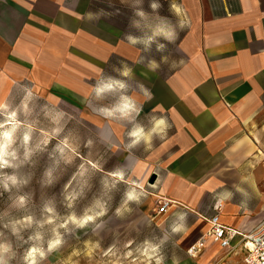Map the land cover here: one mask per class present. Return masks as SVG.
<instances>
[{
	"label": "crops",
	"instance_id": "crops-1",
	"mask_svg": "<svg viewBox=\"0 0 264 264\" xmlns=\"http://www.w3.org/2000/svg\"><path fill=\"white\" fill-rule=\"evenodd\" d=\"M98 1L0 0V103L23 83H54L77 40L91 37L88 7ZM160 1L178 5L195 27L162 115L148 116L167 119V137L139 169L155 175L171 225L185 216L186 250L204 239L191 257L245 264L240 236L223 248L206 233L214 215L241 235L264 221V0ZM225 191L232 197L219 202Z\"/></svg>",
	"mask_w": 264,
	"mask_h": 264
},
{
	"label": "rangeland",
	"instance_id": "rangeland-1",
	"mask_svg": "<svg viewBox=\"0 0 264 264\" xmlns=\"http://www.w3.org/2000/svg\"><path fill=\"white\" fill-rule=\"evenodd\" d=\"M98 2L88 7L91 37L77 40L74 53L61 60V69L54 83L44 88L23 83L13 89L5 102L10 110L18 112L23 124L31 128L29 146L41 145L30 161L18 169L4 170L9 174L15 171L28 180L27 184L8 192L0 188V240L11 243L13 249L6 258L9 264H25L24 256L34 243L28 237L35 231L42 232V245L47 248L54 225L39 229L33 224L23 229L18 238L10 229L3 227L4 223L29 215L37 221L43 220L47 215L44 212L46 204L54 207L59 223L73 213L83 216L97 200H102L106 202V214L89 222L83 229L72 224L68 225V231L59 229L64 242L40 264H155L151 253L141 255L137 248L142 247L145 241L159 244L161 240H164L161 247L164 264H199V257H191L186 244H183L182 237L186 233L171 232V214L159 212L162 199L155 195V188L149 184L148 173L139 169L144 165L143 161L147 162L150 155L157 152L154 149L167 134L163 138L154 135L149 147L142 141L134 148H127L130 142L127 133L135 123L147 130L152 126L151 117L162 115L163 93L169 87V79L189 58L187 35L195 26L187 21V26L181 29L168 3L160 1L159 15L177 25V39L171 43L159 39V43L165 44L163 51H158L155 43L150 50L144 51L143 46H131L126 40L129 34L143 35L131 24L135 17L130 0ZM149 4L150 0H144L142 7L151 13ZM101 11L107 15H100ZM181 18L186 19L182 12ZM164 57H167L166 61ZM141 58L143 63H137ZM152 60L159 64L156 71L147 67ZM124 64L133 70L128 78L116 71L122 70ZM109 76L126 80L128 88L125 94L133 96L142 106L135 121L109 119L99 114L101 107H111L120 95L110 93L101 99L95 97L92 90L97 81ZM141 86L150 96L143 94ZM149 121L151 124L148 125ZM57 128L59 132L55 131ZM25 131L26 128L21 127L18 138ZM45 138L49 141L46 145L42 144ZM19 144L18 139V147ZM58 147L63 152L58 151ZM19 150L22 155L23 149ZM50 168L54 180L47 184L45 172ZM117 169L123 170L124 179L115 178L116 186L105 189L103 182L107 179L112 183L109 173ZM135 185L143 186L137 191H143L144 195L138 203H129L130 212L118 217L116 208L121 205L125 192ZM20 195L28 198L27 204L23 208L13 207L12 201ZM69 197L74 198L69 200ZM209 264H217V261L212 260Z\"/></svg>",
	"mask_w": 264,
	"mask_h": 264
},
{
	"label": "clouds",
	"instance_id": "clouds-1",
	"mask_svg": "<svg viewBox=\"0 0 264 264\" xmlns=\"http://www.w3.org/2000/svg\"><path fill=\"white\" fill-rule=\"evenodd\" d=\"M144 0H130V6L134 10V19L131 21L133 27L140 29L143 35L134 36L127 35L126 40L131 46L141 45L144 51L151 49L152 45L155 43L158 51H163L165 49V44L159 43V39H163L169 43L174 42L177 39V25H174L167 17L159 15V9L162 7L160 0H150L149 7L151 8V13L146 12L142 5ZM171 12L178 18V26L183 29L187 26L188 22L186 19L181 18V12L179 6L175 3L170 4ZM90 15V14H89ZM100 15H107L101 11ZM155 18V20L153 19ZM155 21V22H154ZM165 61L167 57L163 58ZM137 63H143V59L137 60ZM150 71H156L159 68V64L152 60L148 62L147 65ZM120 76L128 78L132 75L133 70L127 64L123 65L122 70L116 69ZM143 94L145 96H150V93L143 89ZM128 88L126 80L118 79L114 77H102L97 81L93 92L97 99L103 98L106 94L110 93H120L118 101L111 107H101L98 111L99 114L109 119H119L127 120L133 122L136 117L142 111V106L137 103L133 96L125 94V90ZM30 95V94H29ZM25 111H27L25 107ZM53 119H57L53 117ZM152 126L150 129H145L144 126L139 123H135L131 130L127 133L130 138V142L127 148L131 149L139 145L142 141L148 147L151 145V141L154 135H158L161 138L166 134L169 127L168 121L165 117L161 116L159 118H152ZM21 127H25L26 131L23 133L22 137L17 136L18 130ZM59 132L60 129H55ZM20 141L19 147L17 146V141ZM31 139V128L24 125L23 122L18 118V112L16 110H10L8 105L0 103V188H3L5 192L10 191L14 187H19L20 185H25L28 180L18 176L15 171L11 174L5 172V169H18L21 165L30 161L33 153L41 147L40 144L36 145L35 148L29 146ZM48 139L45 138L42 144L46 145ZM20 148L23 149L22 155L20 154ZM58 151L63 152L62 148H57ZM109 176L113 178V182L109 183L106 179L104 183L105 189H111L116 186L115 178L118 180H123L125 173L123 170L117 169L109 173ZM45 183L52 184L53 170L50 168L45 172ZM142 189V185H135L129 188L125 192L124 199L119 207L116 208L115 214L118 217L124 216L125 213L131 211L129 207L130 202H139L140 197L144 195L143 191H137V189ZM237 191L243 192V189L238 188ZM232 197L231 192H223L219 196V202L226 201ZM74 197H69V200ZM28 198L25 195L17 196L14 201H12V206L16 208H23L27 204ZM243 206V205H242ZM71 207V203H69ZM106 202L102 200H97L93 208L89 209L83 216H76L74 213L69 215L63 222L57 223L58 217L56 216L55 209L51 204H46L44 207V212L47 214L43 220H35L31 215L11 220L3 224L5 229H10L11 233L18 238L20 233L25 228L32 227L33 224L37 228L42 229L45 225H54L52 227V238L47 242V248L43 247V234L40 231H35L33 235L28 237V240L34 241L33 245L27 250L24 260L25 264H40V262L46 258V256L57 250L63 241L62 233L59 229H64L68 231V225L72 224L77 229H83L88 225L89 222L94 221L98 217H103L107 212ZM179 222L173 223L171 225V232L174 234L182 233L186 230V225L184 223L185 216H179ZM2 235V233H0ZM164 244V240H161L159 244H154L150 241H145L142 247L137 248V251L141 255L145 252L151 253L155 261V264H164V256L161 253V247ZM111 251V249L109 250ZM13 253L12 245L9 242L0 240V264H9L10 254Z\"/></svg>",
	"mask_w": 264,
	"mask_h": 264
},
{
	"label": "built area",
	"instance_id": "built-area-1",
	"mask_svg": "<svg viewBox=\"0 0 264 264\" xmlns=\"http://www.w3.org/2000/svg\"><path fill=\"white\" fill-rule=\"evenodd\" d=\"M168 206V200H162L159 212H166ZM209 224L210 228L207 231L206 236L211 237L212 240L219 243L221 247H228L234 237L240 236L242 249L245 251L244 263L264 264V221H261L254 231L242 235L237 231L220 224L217 215L210 218ZM203 242V238L198 240L194 245L189 247L187 253L190 256H194L202 249Z\"/></svg>",
	"mask_w": 264,
	"mask_h": 264
},
{
	"label": "water",
	"instance_id": "water-1",
	"mask_svg": "<svg viewBox=\"0 0 264 264\" xmlns=\"http://www.w3.org/2000/svg\"><path fill=\"white\" fill-rule=\"evenodd\" d=\"M154 178H155V175H152V176L150 177V179H149V183H150V184L153 183Z\"/></svg>",
	"mask_w": 264,
	"mask_h": 264
}]
</instances>
